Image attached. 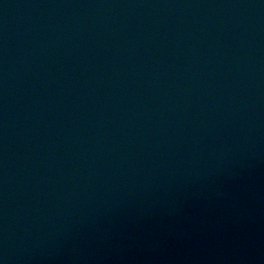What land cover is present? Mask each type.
<instances>
[{
	"label": "water",
	"instance_id": "1",
	"mask_svg": "<svg viewBox=\"0 0 264 264\" xmlns=\"http://www.w3.org/2000/svg\"><path fill=\"white\" fill-rule=\"evenodd\" d=\"M0 264H264V0H0Z\"/></svg>",
	"mask_w": 264,
	"mask_h": 264
}]
</instances>
